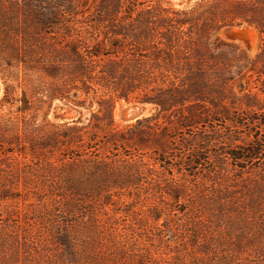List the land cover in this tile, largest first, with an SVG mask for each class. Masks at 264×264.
Returning a JSON list of instances; mask_svg holds the SVG:
<instances>
[{"label": "trees", "instance_id": "obj_1", "mask_svg": "<svg viewBox=\"0 0 264 264\" xmlns=\"http://www.w3.org/2000/svg\"><path fill=\"white\" fill-rule=\"evenodd\" d=\"M80 1L0 0V253L11 238L44 264H89L100 215L127 195L153 199L156 222L165 204L164 264H264V98L235 91L259 65L264 95V0ZM241 24L263 36L254 59L218 35ZM55 100L77 119L39 120ZM118 100L155 113L119 130ZM230 171L233 183L212 180ZM32 206L60 255L33 246Z\"/></svg>", "mask_w": 264, "mask_h": 264}, {"label": "rangeland", "instance_id": "obj_2", "mask_svg": "<svg viewBox=\"0 0 264 264\" xmlns=\"http://www.w3.org/2000/svg\"><path fill=\"white\" fill-rule=\"evenodd\" d=\"M152 1L155 2V0ZM196 1L198 0H193L190 6ZM90 3L91 0H81L78 4L79 9L85 10L88 6H90ZM159 4L163 7L181 9L174 7L170 3V0H159ZM249 29L252 33V46L248 48L242 46V42L240 41L233 42L226 39L220 32L218 35L222 40L239 46L240 49L246 51L250 59H254L256 54L260 51L263 36L256 28L249 27ZM259 68V65L256 66L255 70L248 74H252L251 79H248L246 75L245 78L237 82L235 85V91L241 94L245 88L247 90L249 89L251 93H258L261 99L264 98V95L258 92V89L261 88V84L255 81L257 79L256 73ZM239 85H242L243 88H240ZM90 107L94 112L97 111L96 104H90ZM79 110L80 109L76 110L71 105H66L61 101L55 100L49 109H47L46 106L44 107L40 113L39 120H41L42 115L48 111L47 120L55 124H60L76 120L79 116ZM154 113L155 108L152 105L140 104L135 101L118 100L114 104L113 119L117 129L124 130L129 125L134 124L138 119L148 117ZM83 114L85 117L89 116V113L85 111H83ZM236 136L245 137V134L242 130V134H236ZM160 142L164 143L165 147V140L162 139ZM153 147L156 148L155 145L151 146V148ZM133 148L139 150L140 152H151V150L144 148L143 144L140 142L133 143ZM173 175L177 176L175 167L173 168ZM231 175V171L227 173L225 172L219 177L212 178V180H214V183L216 182L217 184L226 185L227 183H233V178L230 177ZM115 200V204L113 206L106 207L104 215H100V219L104 222V227L102 229V234L98 235L100 236L98 242L92 244L91 241H89V244L84 246L86 248L85 255L91 257L89 264H164V257H166L164 255V242L165 240H169L171 235L168 231L164 232L163 227L166 217L165 204H161V212H156L160 217L156 222L152 219L155 212L153 208L155 201L153 199L144 198L141 201L139 199L135 201L132 196L121 195L118 198L116 197ZM25 213L27 214L29 225L27 228L31 232L33 231L36 233L39 242H34L33 246L38 249L39 246L47 244L50 245L48 249H51V251L45 255H60V251L51 239L50 233L43 228L40 221H35V218H37L40 214L39 207H29L25 210ZM60 219V216H58L56 220L60 221ZM179 221L180 220L176 217L172 216L170 218V222L174 227H177ZM81 226L82 225L79 224L71 227L72 232H75L77 235L78 233L81 234L79 238L82 241L78 247L84 244V241H88L90 239L86 233V227ZM133 226L134 233L131 232ZM153 227L155 231H153ZM124 229L126 231H124ZM58 231L60 232V228ZM5 233L10 234V232ZM124 234L127 235L123 236ZM30 239L31 241H35V239ZM49 239L52 241L53 245L50 244L51 242ZM82 247L83 246H80V248ZM39 255L42 254H38L37 252H31L29 254L24 253L19 246L17 249V245L11 238H8L5 242V248H3L2 253H0V264L1 262L2 264H37L40 261ZM49 258L52 257L50 256ZM3 259L5 262H3ZM52 259V261L56 260V258ZM40 264H44V262L40 261Z\"/></svg>", "mask_w": 264, "mask_h": 264}, {"label": "water", "instance_id": "obj_3", "mask_svg": "<svg viewBox=\"0 0 264 264\" xmlns=\"http://www.w3.org/2000/svg\"><path fill=\"white\" fill-rule=\"evenodd\" d=\"M193 0H170L171 4H174L178 7L187 8L190 6ZM223 30L225 32L223 33ZM220 33H223V35L226 37V39L233 41V42H246L248 47L252 44V33L249 29V26L247 25H237V26H227L224 27ZM5 85L3 80L0 78V104L4 101L5 98Z\"/></svg>", "mask_w": 264, "mask_h": 264}, {"label": "bare ground", "instance_id": "obj_4", "mask_svg": "<svg viewBox=\"0 0 264 264\" xmlns=\"http://www.w3.org/2000/svg\"><path fill=\"white\" fill-rule=\"evenodd\" d=\"M174 7H178V6H176V5H174V4H172ZM178 8H180V7H178ZM225 32V30H223V33ZM223 33H222V35H223ZM224 36V35H223ZM225 37V36H224ZM226 38V37H225ZM242 44V46H244V47H246V48H248V45L246 44V42H242L241 43ZM252 46V45H251Z\"/></svg>", "mask_w": 264, "mask_h": 264}]
</instances>
